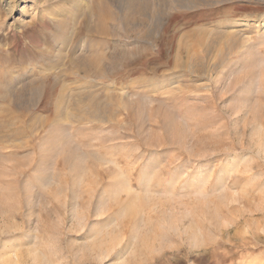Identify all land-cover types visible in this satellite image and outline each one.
Wrapping results in <instances>:
<instances>
[{
  "label": "rangeland",
  "instance_id": "obj_1",
  "mask_svg": "<svg viewBox=\"0 0 264 264\" xmlns=\"http://www.w3.org/2000/svg\"><path fill=\"white\" fill-rule=\"evenodd\" d=\"M0 264H264V0H0Z\"/></svg>",
  "mask_w": 264,
  "mask_h": 264
},
{
  "label": "bare ground",
  "instance_id": "obj_2",
  "mask_svg": "<svg viewBox=\"0 0 264 264\" xmlns=\"http://www.w3.org/2000/svg\"><path fill=\"white\" fill-rule=\"evenodd\" d=\"M143 14H144V13H143ZM143 14H142V15H143ZM144 15H146V14H144ZM144 15H143V16H144ZM143 18H144V17H143ZM143 22H144V21H143ZM35 88H38V87H35Z\"/></svg>",
  "mask_w": 264,
  "mask_h": 264
}]
</instances>
